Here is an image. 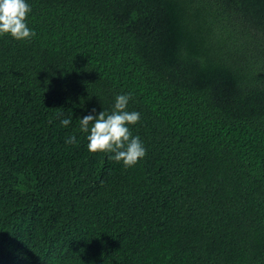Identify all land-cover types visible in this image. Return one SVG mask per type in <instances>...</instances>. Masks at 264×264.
I'll use <instances>...</instances> for the list:
<instances>
[{
    "label": "trees",
    "instance_id": "1",
    "mask_svg": "<svg viewBox=\"0 0 264 264\" xmlns=\"http://www.w3.org/2000/svg\"><path fill=\"white\" fill-rule=\"evenodd\" d=\"M27 3L35 35L0 36V264H264V0ZM120 94L131 168L79 130Z\"/></svg>",
    "mask_w": 264,
    "mask_h": 264
},
{
    "label": "clouds",
    "instance_id": "2",
    "mask_svg": "<svg viewBox=\"0 0 264 264\" xmlns=\"http://www.w3.org/2000/svg\"><path fill=\"white\" fill-rule=\"evenodd\" d=\"M31 7L27 0H0V36H9L17 41L30 40L35 32L28 27L27 19ZM131 94H120L115 98L111 113L91 109L90 114L79 119V130L88 133L87 150L90 154H110L109 159L121 163L125 168L135 166L146 155L140 137L133 136L130 126L140 120V113L128 111ZM61 126L67 127L71 117L62 119ZM66 143H76L70 136Z\"/></svg>",
    "mask_w": 264,
    "mask_h": 264
}]
</instances>
